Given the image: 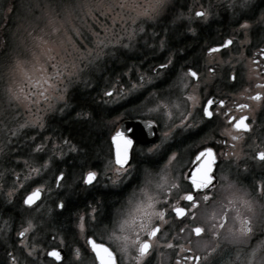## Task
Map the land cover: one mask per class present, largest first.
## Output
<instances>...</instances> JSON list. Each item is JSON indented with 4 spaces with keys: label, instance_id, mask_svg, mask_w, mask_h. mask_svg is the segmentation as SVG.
<instances>
[{
    "label": "flooded vegetation",
    "instance_id": "1",
    "mask_svg": "<svg viewBox=\"0 0 264 264\" xmlns=\"http://www.w3.org/2000/svg\"><path fill=\"white\" fill-rule=\"evenodd\" d=\"M168 2L165 12L151 22L152 41L128 47V52L122 53L123 60L102 68L100 78L104 86L89 94L92 107L84 114L90 130L99 134L92 149H83L70 136L53 138L51 142L55 143L57 156L51 158L48 167L41 168L39 178L32 181L30 166L38 168L46 160L33 150L42 145L41 141L34 140L40 133L33 134V140L26 143L15 142L18 147L15 153L8 152L11 145L5 147L6 153L0 156V264H57L47 255L52 248L61 251L62 264H94V254L86 244L88 235L111 246L120 264H131L118 250L117 243L109 239L113 214L121 208L133 186L143 180L145 169L157 179L163 169L169 182L179 185L168 194L169 203L162 205L166 212L170 211V203H183L180 196L190 183L185 177L190 174L198 152L205 147H211L217 157L214 171L218 182H223L222 177L227 176V184L252 194L251 198L258 204L264 203V200H257L258 193H253L258 184H264V162L255 158L256 152L264 151V87H257L264 85V54L261 53L264 49V0H248L244 8L240 0ZM198 11H206L207 17H197ZM244 24L246 28L241 27ZM238 31L241 36L237 35ZM228 40L231 43L223 46ZM210 48L218 51L209 53ZM161 64L167 67L158 68ZM209 68L213 69L211 73ZM189 69L197 72L195 79L187 75ZM94 77L91 72L86 77L90 90ZM141 77L145 81L143 87H139ZM133 84L138 86L135 90ZM185 84L188 87L185 88ZM107 91L112 92L111 97L104 95ZM257 92L262 94L261 101L248 99ZM189 95L196 100L189 101ZM74 97L67 93V108H59L60 114H48L47 119L43 117V130L62 118L77 120ZM209 99L225 101L223 108L218 104L210 108L211 118L203 113V105ZM158 104H166L167 108L150 111ZM236 104H248L249 108L237 109ZM96 109L98 113L95 114ZM225 112L236 118L247 116L250 131L237 133L227 122ZM185 116L188 119L181 125ZM117 129L126 134L129 129L134 130L130 134L133 146L129 149L128 174L120 178L119 184H113L118 166L110 136ZM228 130L242 138L231 140ZM165 133H168L167 139ZM153 145H160V148L150 153L148 150ZM173 153L175 158L169 161ZM83 154L84 159H81ZM90 170L97 173V179L85 185L82 177ZM61 172L64 178L58 187L55 177ZM37 187L42 188L41 198L28 208L23 199ZM217 187V201L201 202L194 217L178 220L174 213L166 215L169 222L158 233L163 238L155 242L144 264H176L178 259L184 264L183 257L194 254L207 257L202 264H248L253 249L257 250L251 257L253 260L264 256V215H259V209L253 221L258 227L250 237L237 238L229 232L230 228L239 227L232 219L235 211L229 212L219 240L213 239L210 232L203 233L199 239L191 233V228L196 226L208 229L210 223L215 222L209 221L210 215L216 214L218 219L223 214L221 202L229 208L238 207V204L227 205V200L233 199V189L227 186L220 189L219 183ZM164 194L161 193V199ZM61 202L64 207L57 208ZM81 217L85 224L83 233L77 227ZM29 219L34 228L24 237L18 236ZM182 227L185 228L183 233L180 232ZM165 233H168L166 237ZM168 241L174 247H165ZM218 245L217 251L209 256V249ZM182 247L190 251H181ZM29 250L33 251L32 256L28 255ZM76 250L79 256L75 255Z\"/></svg>",
    "mask_w": 264,
    "mask_h": 264
},
{
    "label": "snow or ice",
    "instance_id": "2",
    "mask_svg": "<svg viewBox=\"0 0 264 264\" xmlns=\"http://www.w3.org/2000/svg\"><path fill=\"white\" fill-rule=\"evenodd\" d=\"M166 0H150L148 6L142 11L137 13V17L133 18L132 22L135 23L136 19L140 16L146 17L147 19L154 18L155 15L164 8ZM125 0H120L119 3L112 2L105 4L104 0H100V3L97 4L96 8H88L86 15L91 16L93 12L99 11L100 15H107L115 7H120L121 9L125 8ZM240 6L242 8L247 6V0H241ZM9 12L12 11V8L8 9ZM68 14L71 15L70 10ZM197 17H207L206 11L196 12ZM123 19V16L120 17ZM113 23H116V17H113ZM242 28H246L247 25H241ZM142 30V29H141ZM55 32L56 29H53ZM74 32L83 35L80 29H73ZM105 35L100 36L98 32L92 33L91 47H88L87 43L81 45L77 48L74 44L72 45L71 51L65 47L64 42L62 41L58 47H49L46 49V52L41 58H34L31 69L26 68L25 64L21 61H17L13 66L11 71L13 73L19 74L24 77L25 83L29 86V91L25 92L23 86H18V90L9 88L7 90L8 99L10 103L15 105H22L24 109L32 115V107H36L37 113H40L42 110L40 108L41 102L47 103L51 100L52 93L57 91V82L61 85L64 84L62 77L67 76L68 78L78 77L80 74L84 73L89 67L93 64L94 61L98 60L102 54H104L105 49L112 44L114 41L109 39V34L113 32V29L105 26ZM31 35V33H29ZM129 37L133 33H128ZM87 41V38H86ZM118 36L115 37V43H120ZM69 43H71L69 41ZM231 41H225L223 46H227ZM129 45L124 44L123 47L127 48ZM209 53L218 51L217 48L208 49ZM261 53L264 54V49H261ZM57 57H60L58 60ZM65 60H68L69 63H64ZM171 62V61H169ZM253 63H257L253 61ZM70 64V67H69ZM51 66L53 70L49 73L48 68ZM166 64L158 65V68H166ZM211 73L212 68L208 69ZM156 71V69H153ZM189 77L195 79L197 77V72L189 69L187 72ZM235 80V76L231 77ZM144 78L141 77L139 87L144 86ZM150 82V80L148 81ZM39 86V91H33ZM46 86V87H45ZM123 87V86H121ZM138 86L136 84L132 85V89L135 90ZM184 87H188L187 84ZM257 87H264V85H257ZM247 91V89L245 90ZM105 96L111 97L112 92L107 91L104 93ZM62 98V97H60ZM189 101H195L196 97L189 95L187 97ZM249 100L261 101L262 94L257 92L255 95L248 97ZM219 105L221 108L224 107L225 101H215L209 99L206 104L203 105V113L205 117L211 118L213 113L210 110L211 107ZM48 107H51L49 104ZM160 107L167 108L166 104H158L155 109H150V111L158 110ZM237 109H248V104H236ZM231 111V110H229ZM19 115V113H17ZM86 115V114H85ZM224 115L227 117V122L231 124V128L235 129L237 133L248 132L250 131V125L247 123L248 117L245 115H240L238 118L230 116L228 112H225ZM188 117L185 116L181 120V125H183L184 120H187ZM234 121V122H233ZM25 123H31L35 126L37 123L43 127V121L39 115L31 121H26ZM25 124H20L19 127H24ZM134 132L133 129L128 130V134L124 131L117 129L114 133L111 134L110 140L114 148L115 155V164L118 166L116 169L117 179L113 180V184H119L120 178L125 177L128 174V168L130 167V157L129 149L133 146V138L130 135ZM16 133L13 131L12 133ZM227 134L230 136L231 140L237 141L242 137L239 134H233L230 130L227 131ZM165 139L168 137V133L164 134ZM160 145H153L148 151L155 152L159 150ZM41 150V146L37 145V148L34 151ZM76 149L73 148V151ZM225 155H228L227 153ZM175 158V153L169 156V161ZM255 158L264 162V151H258L255 153ZM217 163V157L213 152L211 147H205L202 151H199L195 161L193 162L192 169L190 174L185 178L190 182L188 189L180 196L179 201L169 204L170 211L166 212L163 204H168V194L172 193L173 190L179 187L176 183H170L167 177V173L162 169L160 174L154 176L152 172L148 169L144 171L143 180L138 186H133L132 191L128 194L126 201L122 204L120 209H117L113 214L111 221V232L108 233L109 239L117 243L118 250L124 255L125 258L129 259L131 264H144L145 257L151 254L155 242L162 239L163 237L158 236L163 229V225L167 224L169 221L166 219V215L170 216L172 213L175 214V217L179 220L180 218H191L196 215L195 210L199 207L201 202L207 204L208 202H216L217 197L219 196L218 183L220 189H224L226 186L230 189H233L231 195L233 199L227 200V205L238 204L236 208H229L225 206L223 202L220 203L222 215L216 217V214L209 216V221L215 220V222L210 223V227L205 229L202 226H196L191 228V233L195 234V237L199 239L201 235L205 232H210L213 239L219 240L220 232L224 229L225 224L229 220V212L235 211V216L232 219L239 224V227L235 230L229 229V232L239 237H250L255 234L258 225L254 224V220L259 215H264V203H257L251 198L250 193L236 189L234 185L227 184L228 177H222L223 182H218L216 178V173L214 171V165ZM126 165L128 167H126ZM43 168L48 167V161H45ZM40 168L30 167L29 176L32 174H39ZM28 177H26L27 179ZM64 178V173L61 172L55 177L57 181V186H60L61 181ZM83 183L85 185H90L97 179V173L94 171H87L83 177ZM166 190V191H165ZM41 187L34 188L30 193H28L24 199L23 204L28 208H32L36 205V202L41 198ZM161 193H165L161 199ZM253 193H258L257 200H264V184H258L256 188L253 189ZM160 205V207H158ZM57 208H63V202L56 205ZM243 209V212L241 211ZM39 211V208H37ZM95 212V209H93ZM96 218L93 216V220ZM81 222L77 224V227L80 229L81 233L84 232L85 224L84 217L80 218ZM155 220H159L160 223H154ZM34 228L33 221L29 219L27 221V226L18 232V236L24 237L26 233L31 231ZM108 230V226H105V231ZM185 228H180V232L183 233ZM168 233H165L166 237ZM191 243V241H189ZM86 244L90 248L91 252L94 254V264H120L118 257L114 255V250L111 246H105L103 241L97 242L93 236L88 235L86 237ZM165 247L172 248L174 247L171 241H168L165 244ZM217 247L209 249V256L214 254ZM181 251H190V249L181 248ZM256 249H253L250 254L249 264H253V259L256 254ZM131 253V255H130ZM11 255V254H10ZM28 255L32 256L33 251L29 250ZM48 257L54 258L57 264H62L63 256L61 251L57 248H52V250L47 252ZM75 255L79 256V250L75 251ZM207 259V257H201L199 255H189L183 257L184 264L188 262L195 261L196 264H202V261ZM15 264V262H13ZM176 264H181V261L178 259Z\"/></svg>",
    "mask_w": 264,
    "mask_h": 264
},
{
    "label": "rangeland",
    "instance_id": "3",
    "mask_svg": "<svg viewBox=\"0 0 264 264\" xmlns=\"http://www.w3.org/2000/svg\"><path fill=\"white\" fill-rule=\"evenodd\" d=\"M15 1V7L8 3ZM168 1L166 0L164 8L159 14L165 12ZM112 2L119 3L120 0H104L105 4ZM149 2L150 0H125L126 6L123 9L115 7L107 15H100V12L96 11L89 16L86 15L88 8L95 9L100 0H0V156H4L5 147L10 145L12 148L8 152L15 153L18 151L15 142L19 143L22 137L26 139V131H29L27 134L28 136L31 135V140L34 136L32 134L43 133V127L39 123L33 126L31 123L25 122L35 119L37 115L41 119L46 116L47 119L50 115L60 114L57 112L59 108H67L68 91L76 84L87 81L88 79L85 77L91 71L101 77V65L106 58L116 55L117 51L119 53L128 52V47L134 44H149L152 41V36L149 33L150 25L159 14L152 19L140 16L135 23L132 22L133 18L137 17V13L142 12ZM9 8H12L11 12L8 11ZM66 10H70L71 15ZM121 16L123 19H120ZM113 17H116L115 24ZM105 26L113 29L108 38L114 42L84 73L78 77H62L64 84L61 85L57 82V91L52 93L53 98L40 105V108H43L42 113H37L36 107L33 106L32 115H29L22 105L9 102L7 90L10 87L18 90V86H23L25 92L30 90L24 81V77L11 71L17 61L23 62L26 68L31 69L34 58L43 59L47 48L58 47L62 41L69 51H71L73 44L77 48L84 43L91 47L92 33L98 32L103 37ZM76 28L80 29L83 35L74 32L73 29ZM53 29L56 31L54 32ZM129 32L133 33L131 38L128 35ZM237 35L241 36L242 34L238 31ZM116 36L119 37L120 43H115ZM124 44L129 46L125 48L123 47ZM57 59L59 60L60 57ZM64 63H69V61L65 60ZM48 71L49 73L53 71L51 66H49ZM33 91H39V86ZM49 104L51 107H48ZM20 124H25V126L21 128L19 127ZM13 131L16 133L15 135L12 134ZM52 139L49 136L45 137L41 141V150L37 151L38 155L45 156V161H51V158L57 156L55 143L51 142ZM36 142L38 141L36 140ZM31 148L33 147H29V149ZM42 166L43 164L38 168L41 169ZM39 174H41V170ZM38 178L39 175L33 174L30 180L35 181ZM73 181L77 182V180ZM253 264H264V256H258L253 260Z\"/></svg>",
    "mask_w": 264,
    "mask_h": 264
},
{
    "label": "trees",
    "instance_id": "4",
    "mask_svg": "<svg viewBox=\"0 0 264 264\" xmlns=\"http://www.w3.org/2000/svg\"><path fill=\"white\" fill-rule=\"evenodd\" d=\"M8 3L11 4L13 7H15L16 5V1L8 2ZM117 52L118 53L116 55H112L106 58L103 64L101 65V67L104 68L107 66H111L112 64H116L115 63L116 61L123 60L122 59V57H124L123 54L119 53V51ZM91 73H94V71H91ZM100 74L102 75V73ZM93 75L95 76L94 80L91 83L93 89L91 90L89 89L88 83H90V81L87 80L82 84H76L73 88H71L68 91V96L75 95L72 102L74 103V109L78 115L77 120L73 121L71 117L70 118L66 117L64 119L62 118L58 120L57 123L54 125L48 124L49 127L46 128V130H44L43 133L37 134V136L34 138L35 141L36 140L43 141L44 138L47 136L51 138H57L61 135L62 136L66 135V136H70L71 139L79 143V145H81L83 149L86 148L88 149V147H90L91 149L93 148V145L99 139V134L93 130H90L87 121L84 119V114L87 108L92 107L89 94L92 91H96V90L99 91L104 86V84L101 82L100 75L99 74L98 75L93 74ZM94 113L95 114L98 113V110L97 109L94 110ZM27 133L29 134V131H26V139H23L22 137V139L19 140L20 143H26L29 140H31L30 138L31 135L28 136ZM31 146L33 145L31 144ZM81 159H84V154L81 155Z\"/></svg>",
    "mask_w": 264,
    "mask_h": 264
}]
</instances>
